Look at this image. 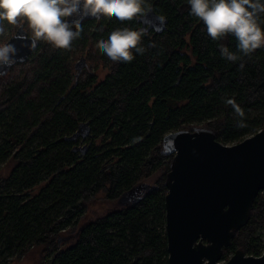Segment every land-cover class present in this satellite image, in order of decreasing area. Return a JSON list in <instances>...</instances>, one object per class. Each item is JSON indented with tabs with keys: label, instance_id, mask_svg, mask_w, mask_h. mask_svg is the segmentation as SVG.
I'll return each mask as SVG.
<instances>
[{
	"label": "trees",
	"instance_id": "1",
	"mask_svg": "<svg viewBox=\"0 0 264 264\" xmlns=\"http://www.w3.org/2000/svg\"><path fill=\"white\" fill-rule=\"evenodd\" d=\"M145 2L159 24L149 28L139 16L122 21L109 14L77 20L84 31L70 47L41 40L1 77L0 165L9 159L15 165L0 177V237L14 242L12 260L35 252L38 264H168L165 181L174 155L164 136L207 127L233 144L264 129V46L228 61L219 45L240 55L236 38L213 40L187 0ZM120 27L144 32L143 52L130 62L110 60L99 44ZM5 28L0 39L18 30L30 36L23 21ZM157 169V184L138 192ZM100 194L116 207L79 226L87 201ZM31 225L38 228L27 230ZM70 226L78 227L75 242L63 246L60 232ZM263 226L260 192L223 259L237 249L257 254Z\"/></svg>",
	"mask_w": 264,
	"mask_h": 264
},
{
	"label": "water",
	"instance_id": "2",
	"mask_svg": "<svg viewBox=\"0 0 264 264\" xmlns=\"http://www.w3.org/2000/svg\"><path fill=\"white\" fill-rule=\"evenodd\" d=\"M8 40L16 62L37 49L21 30ZM164 146L174 155L165 181L168 264H264V253L243 249L222 257L264 189V129L233 144L207 127L180 129L164 136Z\"/></svg>",
	"mask_w": 264,
	"mask_h": 264
},
{
	"label": "clouds",
	"instance_id": "3",
	"mask_svg": "<svg viewBox=\"0 0 264 264\" xmlns=\"http://www.w3.org/2000/svg\"><path fill=\"white\" fill-rule=\"evenodd\" d=\"M190 15L203 22L207 34L220 40L231 34L236 38L237 52L220 44L222 58L235 62L241 55L248 56L264 46V0H187ZM147 10L145 0H0V35L5 33V22L17 25L21 21L30 29L31 47L43 40L56 48H68L84 31L80 17L69 20L76 13L99 19L101 13L113 15L120 20H130ZM75 29V30H74ZM143 30L120 27L109 32L99 41L104 54L112 61L130 62L134 52L141 54L140 41ZM15 44L7 38L0 39V65H11L17 60ZM243 67V64H240ZM243 117L240 106L232 98L225 101ZM239 126H244L241 121Z\"/></svg>",
	"mask_w": 264,
	"mask_h": 264
},
{
	"label": "rangeland",
	"instance_id": "4",
	"mask_svg": "<svg viewBox=\"0 0 264 264\" xmlns=\"http://www.w3.org/2000/svg\"><path fill=\"white\" fill-rule=\"evenodd\" d=\"M73 16L75 17V19H79L80 17H83V13L82 12L76 13V14H73ZM79 49H80L79 46L75 47V49H74L75 53H77L79 51ZM70 56H72V54ZM107 70L105 69L104 71H101L100 76L104 77L106 75ZM203 121H204L203 119H200V120L195 119L196 124H200ZM80 146L84 147V144L80 143ZM81 147H80V149H81ZM14 165H15V163L13 161H11L10 159L7 160L6 162L2 163L0 165V172H1L0 177H2V178L7 177ZM161 174H162V171L160 169L155 170L144 181L145 187H146V185H147V187H149L151 185L157 184V180L160 178ZM147 187L144 188V186H141V189L138 192L146 191ZM34 193H35V191L32 188L31 192L27 193V199L30 200ZM87 202H88L87 203V209H86V212L84 213V215L80 218V224H78L79 226L81 224L83 225V224L89 222L90 220H92L94 218H97L100 215H103L109 209L116 207V205H117V202L115 200H110V199L104 198L103 194L94 196L91 199H89ZM47 210H48L50 216H55L58 209L53 210L52 208H48ZM0 224L2 225V224H4V222L1 221ZM35 228H38V225H35V226L31 225L27 228V230L35 229ZM77 229H78L77 226H70V227H67L65 230L60 232L61 233V241L63 242V246H65V244L67 242H69V243L75 242V234L77 232ZM14 230L15 229H14V226L12 224L7 227L8 232H13ZM258 233L260 236V244H261V246L264 247V226L258 230ZM15 237H16V235L14 236L13 241L16 240ZM143 239H144V237H143ZM4 240H5L4 237H0V264H38L37 253H35V252L34 253L30 252L29 254L24 255L20 260H17V261L15 259L12 260V257L14 255V251L16 250V246L14 245V242L6 244L4 242ZM117 242H118V240H117ZM6 245L7 246L9 245L11 247V249H6L5 251H3V248Z\"/></svg>",
	"mask_w": 264,
	"mask_h": 264
},
{
	"label": "flooded vegetation",
	"instance_id": "5",
	"mask_svg": "<svg viewBox=\"0 0 264 264\" xmlns=\"http://www.w3.org/2000/svg\"><path fill=\"white\" fill-rule=\"evenodd\" d=\"M104 14V13H103ZM102 15V14H101ZM93 16L88 15V16H83V18H91ZM68 19L70 20H76L74 16H70L68 17ZM139 20H141L140 24H147V26L149 25V28L151 26H154L155 24H159V16H157L155 14L154 11L152 10H147L143 15L139 16ZM77 21V20H76ZM18 62V61H17ZM16 63V62H15ZM11 64V65H0V79L1 77L5 76L10 68L15 64Z\"/></svg>",
	"mask_w": 264,
	"mask_h": 264
},
{
	"label": "built area",
	"instance_id": "6",
	"mask_svg": "<svg viewBox=\"0 0 264 264\" xmlns=\"http://www.w3.org/2000/svg\"><path fill=\"white\" fill-rule=\"evenodd\" d=\"M259 130H261V128H260ZM259 130H258V131H259ZM253 134H254V133H253ZM260 192L264 195V189H262ZM263 253H264V247L261 246V247L259 248V251H258L257 254H251V255L259 256V255H262Z\"/></svg>",
	"mask_w": 264,
	"mask_h": 264
}]
</instances>
